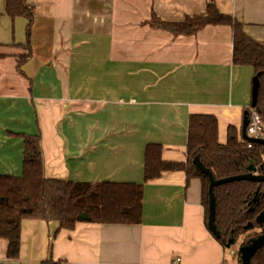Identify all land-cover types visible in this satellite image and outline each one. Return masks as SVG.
Here are the masks:
<instances>
[{"label": "crops", "instance_id": "0c3cea01", "mask_svg": "<svg viewBox=\"0 0 264 264\" xmlns=\"http://www.w3.org/2000/svg\"><path fill=\"white\" fill-rule=\"evenodd\" d=\"M208 2L29 0L30 28L24 18L13 22L0 0V175L23 176L19 135L41 133L47 179L144 186L140 225L82 221L67 231L27 220L20 260L7 259L0 238V264H226L225 249L207 229L201 181L187 186L185 173L175 172L144 182L147 145L160 144L164 161L186 162L190 115H214L219 130L241 132L251 107L256 73L234 65L230 27L208 25L176 38L146 24L154 14L166 22L200 16ZM214 2L264 46V0ZM90 33L115 55L95 56L98 84L88 85L93 69L84 63L83 82L75 85V63L92 57L78 40Z\"/></svg>", "mask_w": 264, "mask_h": 264}, {"label": "trees", "instance_id": "16d2710c", "mask_svg": "<svg viewBox=\"0 0 264 264\" xmlns=\"http://www.w3.org/2000/svg\"><path fill=\"white\" fill-rule=\"evenodd\" d=\"M29 0H6V14L14 22L24 18L31 28L34 9ZM154 30H164L174 37H192L208 25H224L233 31V63L250 66L260 78V89L255 111L264 122V46L250 39L243 24L222 14L214 0L207 3L206 12L187 17L182 22H166L155 14L146 23ZM30 28L27 37H30ZM29 57V56H28ZM28 59V58H27ZM239 131L227 127V142H219L218 119L214 115H190L186 162L164 161L163 147L149 144L145 154L144 182L152 183L168 173L183 172L187 186L191 179L202 184V205L206 225L209 215V178L193 164L195 158L211 171L215 179L245 175L249 168L264 174V145L238 139ZM24 141L23 176L15 178L0 175V238L7 241L6 257L19 260L22 225L27 220L57 222L60 230L73 231L81 216L88 214L87 223L110 225H140L142 221L143 185L120 183H73L49 180L45 176V159L41 133L19 135ZM254 172V173H255ZM216 226L221 235L216 239L226 249V237L235 239L244 235L248 240L264 226L256 224L264 212V183L237 181L214 188ZM257 198V202L254 200ZM253 224L250 229H245ZM239 264L240 261L238 262ZM42 264H65L46 260ZM252 264H264V247L255 254Z\"/></svg>", "mask_w": 264, "mask_h": 264}, {"label": "water", "instance_id": "95a60500", "mask_svg": "<svg viewBox=\"0 0 264 264\" xmlns=\"http://www.w3.org/2000/svg\"><path fill=\"white\" fill-rule=\"evenodd\" d=\"M259 89H260V78L259 75H255L252 81V99H251V108L255 109L256 103L258 100L259 95ZM249 125V112L245 111L243 123H242V129L241 134L243 139L247 141L254 142L256 144L264 145L263 140H255L250 139L246 135V130ZM193 164L200 170L203 174L208 176L209 178V215H208V222H207V229L212 234V236L216 239H219L221 237L217 226H216V200L214 195V188L237 181H251L255 183H264V174L261 175H255L254 168H249V173L245 175H239V176H232L227 177L224 179H215L213 174L210 170H208L204 165L201 163L199 158H195L193 160ZM254 202H257V198L254 200ZM90 217L88 214H83L81 216V220L83 222L89 221ZM256 224L261 226H264V212L260 213L256 220ZM253 226V224H248V226L245 227V229H250ZM235 243L234 239H231L229 243L227 244V248H231V246ZM264 247V234L259 235L256 238H252L246 245H243L239 248V255H240V263L241 264H252L253 257L257 252H259L260 249Z\"/></svg>", "mask_w": 264, "mask_h": 264}, {"label": "rangeland", "instance_id": "374dc122", "mask_svg": "<svg viewBox=\"0 0 264 264\" xmlns=\"http://www.w3.org/2000/svg\"><path fill=\"white\" fill-rule=\"evenodd\" d=\"M89 38H83L78 40V42H82V43H86L88 44L89 47V55L92 56L91 58H89L86 61H81L78 60L75 63V68L73 69V71L71 72V78L72 81L75 85H80L83 82L84 79V73L82 72V66L84 63H86L87 66H89L90 68L93 69L92 72V78L91 80L88 82V85H96L99 82V68H100V60H98L97 56L100 52L101 53H111L112 55H115L114 51L109 52L107 50V45L105 43H101L99 42L98 39H95L94 37H97L98 35L96 33H90ZM107 63L109 64L110 67H114V62L112 61H107ZM102 66L104 65V61H101ZM82 88V87H80ZM77 126H76V132H77V136H79L78 130L81 129L82 126V118L80 117L78 120H76ZM227 132V129H226ZM226 132H224L223 130H219V141L221 140L222 143H226L227 142V134ZM241 135L240 132L238 133V139H240ZM256 234L257 233H264L261 232V230H256L255 231ZM255 234V235H256ZM257 237V236H256ZM54 238V235L52 236V240ZM228 240H231L230 237H226V242ZM236 242L234 245L231 246V248H227L225 249L226 251V264H239L238 262L240 260H238L235 255L238 253L239 248L243 245H246L249 241L246 238V236L244 235H239L237 236V238L234 239ZM228 243V242H227ZM19 260H20V255H19ZM18 261V260H17Z\"/></svg>", "mask_w": 264, "mask_h": 264}, {"label": "built area", "instance_id": "2783aa9c", "mask_svg": "<svg viewBox=\"0 0 264 264\" xmlns=\"http://www.w3.org/2000/svg\"><path fill=\"white\" fill-rule=\"evenodd\" d=\"M249 112V125L246 130V135L250 139H255V140H263L264 141V122L261 118V116L255 111L253 108H249L247 110ZM240 140L241 141H246L248 148L253 147V143L251 141H247L243 139L242 134L240 132ZM255 175H261L259 172H255ZM235 257L240 260V255L237 253Z\"/></svg>", "mask_w": 264, "mask_h": 264}, {"label": "flooded vegetation", "instance_id": "af4514ba", "mask_svg": "<svg viewBox=\"0 0 264 264\" xmlns=\"http://www.w3.org/2000/svg\"><path fill=\"white\" fill-rule=\"evenodd\" d=\"M261 227H263V226H261ZM261 232H262V231H261ZM262 234H264V233H257V234H256L255 236H253L252 238H256V236L258 237L259 235H262ZM252 238H250V240H251ZM250 240H248V241H250ZM229 241H230V240H228V243H229ZM235 242H236V241H235ZM228 243H227V244H228ZM234 244H235V243H234ZM234 244H233V245H234Z\"/></svg>", "mask_w": 264, "mask_h": 264}]
</instances>
